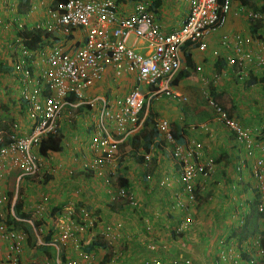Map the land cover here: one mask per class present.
Instances as JSON below:
<instances>
[{
    "label": "built area",
    "instance_id": "2783aa9c",
    "mask_svg": "<svg viewBox=\"0 0 264 264\" xmlns=\"http://www.w3.org/2000/svg\"><path fill=\"white\" fill-rule=\"evenodd\" d=\"M231 4L232 0H187L180 26L169 32L161 30L145 0H31L28 11L21 15L15 5H10L7 14L14 18L0 21V30L7 29V33H3L4 48H8L9 73L18 84L17 99L25 121L17 119L7 125L4 121L0 124V242L7 246L3 252L5 255L0 256V264H22L20 252L26 239L23 230L8 224L3 212L6 204L13 206L17 197L14 194V198H8L2 190L4 172L6 169L19 170L17 181L23 177L37 178L44 160L35 150L43 138L58 131L63 140V124L75 130L78 122L85 130V136L80 131L78 137V131H75L74 139L73 135L70 137L73 142L70 150L85 158L83 165L94 177L101 179L103 186L114 188L111 202L125 203L130 209L138 210L144 207L138 196L143 184L154 180L157 186L167 191L172 180H176L174 189L167 194L168 207L180 211L182 218L173 230L183 233L191 227L195 184L197 179L209 177L215 169L212 158L199 156L191 140L178 142L165 118L154 119L158 136L150 150L139 149L136 153L142 157L141 167L127 160L126 154L132 151L128 144H123L140 129L144 118L141 111L152 98L161 94L177 100L183 97L181 91L171 85L182 65L181 46L189 42L204 50L206 36L225 25L232 11ZM239 10L250 9L240 6ZM247 16L252 23L264 22V11L250 10ZM38 30L41 36L35 42L30 32ZM219 40L232 52L226 57L227 64L235 67L234 73L240 83L248 78L253 57L258 68L264 71V56H254L245 48L247 40L240 34L224 35ZM109 74L112 81L132 75L133 84L121 94L105 95L100 84ZM224 74L222 71L213 77L211 83L216 85ZM255 95L259 104L264 103V93L258 90ZM205 100L215 111L217 119L233 134L235 142L244 147L249 157H254L252 171L258 194L259 232L243 241L244 264H264V245L260 241V232L264 235V158L256 156V152H264V146L253 139L249 128L227 116L211 95L205 94ZM189 128L208 130L204 123L190 124ZM4 137L8 140L6 143ZM157 146L167 152L173 175L161 174L162 169L133 175L138 167L148 169ZM142 174L145 175L141 177ZM122 177L128 179V184L123 183ZM202 183L199 191L204 187ZM45 200L43 197L37 202L34 213L44 210ZM93 213L88 208L81 209L72 218V225L67 224L65 218L58 217L61 242L75 237V233L88 229L96 231L99 224L102 227L99 235L107 240L109 236L115 237V231L124 225L120 213L110 212L112 221L108 223L99 222ZM242 219H239L240 225ZM142 239L146 249L156 255L143 260L142 264H192L189 258L173 256L164 259L162 250L165 245L145 236ZM76 253L85 262H92V255L79 246H76ZM231 254L230 250L220 248L211 261L214 264H239L240 256ZM67 264L78 263L70 260Z\"/></svg>",
    "mask_w": 264,
    "mask_h": 264
},
{
    "label": "crops",
    "instance_id": "0c3cea01",
    "mask_svg": "<svg viewBox=\"0 0 264 264\" xmlns=\"http://www.w3.org/2000/svg\"><path fill=\"white\" fill-rule=\"evenodd\" d=\"M148 1L151 4L154 2V0ZM262 2H264V0H246V3H242L239 0H232V11L228 14L227 21L224 28L222 29V34H228L230 36L234 34H240L243 39H246L247 42L245 43V48L250 49L251 53L254 56H264V22L252 23L249 20L247 14L250 10L263 11L262 8L264 4H262ZM14 3H16L15 0H8L7 2H5V0H0V21L6 22L7 20L14 18V16H9V14H7V10L9 8L8 5H12ZM180 5L181 3L179 2V0H159V4L155 7L154 10L149 9L151 12H153L163 32L172 31L180 26L186 13L187 0L183 8H181ZM240 6L242 7V9L246 8L250 10H239ZM252 24L256 26V31L254 33H252L251 31ZM219 39V37L217 38L214 36H209L208 43L207 45H205L204 50H199L196 45L188 44L187 47H183V49H181V53L182 51H184L190 54V58L195 65L196 70H198L197 74L202 75L200 77V79L203 78L202 81H206L207 78L208 80L210 79V81H212L213 77L221 74L222 71H224V76L220 77V79L217 80L215 87H217L223 81L224 83L228 82L229 85L219 87L224 89H231V87L234 85L233 81L235 82L236 86L240 83L237 78L238 76H236V74L234 73L235 67L233 65H228L227 59L225 60L223 67H221L218 72L214 66V62L216 60V52H223L222 50L227 51L220 44ZM204 41L206 44L207 36ZM4 42L5 36L3 33H0V51L4 49ZM252 61L253 62L249 64L250 67H248L249 70L251 68L249 74L258 76V78L259 76L264 77V71L260 70L255 64L256 59H254V57L252 58ZM1 65L2 64H0V67L7 65V74H4L6 72L2 73L0 71V98L2 99H0L2 101V104H0V119L8 114L10 116V120L19 119L20 121L24 122L25 118L21 111L22 108L19 104V100L17 99V92L19 90L18 84L10 76L8 61L2 66ZM182 66L183 67L181 69L184 68L183 54ZM202 68L206 69V72L204 73L205 76L201 72ZM229 79H232V81L230 82ZM112 80L113 79L111 78V74H109L106 75L105 80L100 84V89L105 95H108L107 93H109L115 96V94L117 93L125 92V90H128L129 87L133 84L132 75H124L122 76V78H119L115 81ZM2 86H5V88ZM174 87L176 89L178 88L176 86ZM244 95L247 94L244 93ZM256 105H259V103L257 102ZM232 107L234 108V106ZM254 108L255 107H253V109ZM180 109L181 108H178L175 113L180 114ZM178 118L180 117L177 115L178 121H176V124H173L177 125L175 127L183 132L182 136L184 138V141L180 143H184L185 140L189 138L187 137L186 133L191 131L192 129L183 127L184 124L181 122V119ZM3 121L5 123H8V121H5L4 119L0 120V123H2ZM222 126L220 128H222ZM217 127H219V125H217ZM72 128L73 127H68L66 124L62 125L61 132H63L64 138L62 142L73 144L72 140L70 141V137L72 138V135L75 131H83V127L78 122H76L74 126L75 130H73ZM230 134L231 133L228 131L227 135ZM153 152L152 164L148 165V170L142 167L143 171L152 172L153 169L157 171L162 169L160 172L161 174L174 173V171H172L170 163L166 158L167 152L163 148H159L158 146ZM36 154L38 155L37 152ZM42 158L44 160V170L46 171V174L43 177H23V180L19 183V188H17L15 184L16 177L14 178V176H12L10 172H8V174H6L5 176L6 188H4L5 193H11L10 195L6 194V197L8 198H14V193L17 190L18 196L22 201L23 211L27 206V212L30 213L31 217L37 216L43 219V221H41L40 219L35 221L38 226L37 229L31 226L32 231L37 237H41L42 234H40V232L43 230L45 231L44 237H50L48 243H50V241L57 242L58 238L60 241H62L61 236L59 237V231L55 227L58 226L60 228V224L56 219L59 216L57 214H61V216L65 217L66 223L72 225L73 223L71 213L73 212V207H78L79 211L83 208L92 210L94 212L93 215L101 223H108L112 221L111 216H109L110 212L120 213L122 221L124 223L122 229L115 231V237L109 236V238H107L108 243L111 244L109 246V250L107 249V246H104L97 242L98 239H101V236L99 235V231H101L102 229L101 224L98 225L96 231H84L82 233H79L78 235H75V237H69L65 239L64 243H66L67 245H64L61 249L63 250L64 259L66 260V262L75 260L78 264H101L103 257H107L108 261L105 264H135L140 258H142L141 261L150 259L151 257L156 255L155 253L148 251L141 242V240H144L142 239L143 235L140 233V231H138V227L140 226H144L145 229L147 228V226H149L150 228L148 229V234H160L161 236H159L156 241L158 242V244H160L161 241V243L165 245V249L167 251H169V248L171 247L170 244L172 245V248L175 247V251L173 250L171 254L172 256L178 255L182 258L192 257L196 260V262L192 260L194 264H206L203 262L206 257L208 258V261L210 263L213 256L216 255L218 249L220 248L226 251L230 250L232 252V256L234 254L240 255L239 264H242V262H244L243 257L246 255L244 248L238 247L236 245V249L231 250V247L228 245L230 244L231 239L227 238L228 231L226 230V228H224L226 226L220 225V223L218 221H215L213 218H208V215L210 214V211L208 212V177L205 179L199 178L196 181V185H199L201 182L205 183V189L203 191H197V193L205 197L203 198V200H196V207H199L193 213V224L191 225V227L185 230L182 235L180 232L175 233L174 230V232L172 231V234L170 236L173 237L172 239H163L162 235H166V237H168L170 230L177 228V226L181 222L182 215L180 211L178 212L173 209L171 210V208L168 207L169 200L167 199V195H165L166 192L164 191V188L157 186L154 180L143 184V187L139 188V200L140 203H144V207L141 206L142 209L139 208L138 210H132L125 203L114 204L110 201V198L112 196L111 191H114V188L112 186H103L100 178L94 177L93 173L91 172L84 171L82 166L84 164V157L78 155H69L68 150L63 149L55 152L49 151L48 154ZM139 166L141 167L140 164ZM71 169L73 170V172L77 171L75 177L73 178L72 176H68L69 170ZM137 172L138 171L133 172L132 174L135 175V173L137 174ZM45 176H47V178ZM39 178H42L41 182L35 181ZM250 182H252V178L250 179ZM9 183L11 184V187L7 186V184ZM175 184H177L176 180H172L170 189L167 190L168 195L174 189L173 187L175 186ZM205 193L206 195H204ZM42 194H45L46 197L44 210H42L39 214H36L34 213V207L36 206L37 202H39ZM214 207L220 209V207L223 206L215 205ZM161 211L164 212L163 215L161 214ZM145 220L147 224L145 223ZM21 225L23 224H15L17 228H21ZM23 229L26 231V228ZM133 233H137V235H131ZM175 235L176 237H174ZM124 236L126 237L125 239H128L126 241L128 247L127 251H120L119 254H115L117 247L122 248L120 244L123 240H121V238H123ZM92 241L96 242V244L91 246L90 250L87 251L92 255V262L87 263L81 258L77 257L75 248L76 246H79L81 244L82 248H84ZM223 241L226 245H220L219 247V244H221ZM165 243H168V245H166ZM215 245L216 247L212 250V247ZM2 247L3 246L0 245V249ZM208 247H210V249H208ZM27 248L29 249L28 241L24 242L21 248L22 253L20 255V259L22 258V261L24 262H29L32 259L29 258V250L26 251ZM57 248V246L56 248H54L56 249L55 252H57ZM51 249L52 247H50V250ZM50 250H48V252H50ZM2 255L3 250L0 253V256ZM119 255H121V257ZM32 260H40V262L44 261L46 264H56L53 258L51 259L50 254H48V259L46 258V256H40L39 259L35 258L34 256ZM55 261H57V264L62 263L58 258Z\"/></svg>",
    "mask_w": 264,
    "mask_h": 264
},
{
    "label": "rangeland",
    "instance_id": "374dc122",
    "mask_svg": "<svg viewBox=\"0 0 264 264\" xmlns=\"http://www.w3.org/2000/svg\"><path fill=\"white\" fill-rule=\"evenodd\" d=\"M146 2H148L150 4V2L148 0H145ZM179 2L181 3L180 7L183 8L186 4V0H179ZM253 2V1H252ZM252 4V3H251ZM262 4H264V2H262ZM7 13H10L9 11H7ZM23 14V13H21ZM22 17V16H21ZM225 26V25H224ZM224 26L220 29H218L216 32L210 33L207 36V42L206 45L208 43V37L209 36H214V37H222L224 35H228V34H222V29L224 28ZM0 33H7V29L3 27V31L0 30ZM7 43V42H6ZM5 44V42H4ZM209 48V47H208ZM227 51L222 50L223 52H219L215 54L216 57L218 56H223V57H227V56H231V52L230 50L226 49ZM8 53V48L5 47L4 49H2L0 51V64H4L9 60V56H7ZM220 54V55H219ZM1 65V66H2ZM5 66V67H4ZM3 67H0V71L6 72V67L7 65H4ZM183 67V66H182ZM196 71V72H195ZM192 73H190L191 75H189L187 78H182L178 81L177 86L178 89L181 91V93L183 94V97L180 100L177 99H170L169 97L165 96V95H161L160 97L156 98V99H152L150 102V106L149 108L155 113L156 118H168L167 120H170V122L176 124L177 120V115L180 117L178 119H181L182 123H191V124H199L201 122H205L208 127V133H203L201 131H199L198 129L193 131H189L187 132V140H191L192 142V147L198 152L199 156H201L202 158H212L213 162L215 161V158H217L218 155L224 153V152H228L230 158L233 161H236V158H240V160L242 159L244 162H246L244 169L242 170L241 173V179H244V181L240 182L239 184L235 185V187L231 188L230 186L227 185V183L223 182L219 184V177L221 178V181H223V179L227 178L226 181H229L228 183L230 184L233 179H231L232 175L231 173L226 174L225 176L223 175L222 172V162L220 164L219 167L215 168L212 173L210 174V176H212L210 179H208V212L210 211V214L208 215V218H213L215 221H218L220 223V225H224L226 227V230L228 231V236L227 238L231 239L230 244H228L231 247V250L236 249V245L240 246L241 248L245 249V244H244V240H242V244H237V239L233 238L234 237V233H238L239 231V225L237 223V216H239L240 214H242V212H240L239 215H235V217H232L230 214H228V211L230 209H236L238 210V212L242 209L241 207H243L244 205V200H248L251 198L250 193V187H248V192L245 194H242L240 192L241 190V185H245L247 183H250V185H252V183L250 182V179L252 178V176L254 175L253 171H252V166L254 163V157H246L245 154L243 153V149H238L235 147L233 140H232V136L227 135L228 131L227 128L223 125V123H221L219 120H217V116L215 114V111L207 104L206 100H205V94L211 95L210 93V86H214L210 79L206 81H202V79H200V77L202 75H198V70H195ZM201 72L204 74L206 72V69L202 68ZM4 74H7L4 73ZM205 76V74H204ZM230 82L232 81V79H229ZM233 84L235 85V82L233 81ZM225 85H229L228 82L224 83L223 81L217 86L214 87L215 88V92L214 94L216 95V100L224 105L226 107V109L229 110V112H231V115H234L232 117L236 118V120L240 123L243 124L245 127L249 128L251 130L252 133V137L254 140H258V141H262L260 144H262L264 146V103L256 106L257 102L252 99L253 98V93L251 94V92H249L247 89H243L241 86H232L231 89H224V88H220L219 86H225ZM5 88V86H2ZM217 88V89H216ZM262 93H264V90L261 91ZM244 93H246L247 95H244ZM1 99V98H0ZM2 100V99H1ZM0 100V104H2V101ZM234 106V108L232 106ZM253 107H255L253 109ZM180 109V114L179 113H175V111L178 109ZM233 108V110H232ZM256 108H258L256 110ZM261 108V110H259ZM2 119H4L5 121L8 122H12L13 119L10 120V116L7 114L6 116L2 117ZM0 119V120H2ZM186 121V122H184ZM218 123V124H217ZM1 124V123H0ZM222 128H220L221 126ZM5 125H7L5 123ZM217 125H219V127H217ZM226 129V130H225ZM83 135L85 134V131H82ZM81 132L78 131V137L79 134ZM85 136V135H84ZM67 145H63V148H69V150L72 148V144L71 143H66ZM72 154L76 156L75 151H72ZM256 156L259 157H263L264 158V152H256ZM128 157L127 160L132 161L133 162V158H132V154L131 153H127L126 154V158ZM136 161V160H135ZM137 162V161H136ZM215 164V162H214ZM44 168V167H43ZM42 172V169H41ZM73 172V170H72ZM77 171L73 172L72 178L75 177ZM221 175H223L221 177ZM209 176V177H210ZM13 180V179H11ZM7 186L11 187V184H7ZM3 188L5 187V182H3ZM11 194V193H10ZM9 194V195H10ZM223 195V196H222ZM203 197V196H202ZM204 198V197H203ZM226 199V200H225ZM200 200V199H199ZM216 200V201H215ZM221 200V201H219ZM225 200V201H224ZM215 205H220L223 207H220V209L214 207ZM79 206V205H78ZM222 208V209H221ZM226 208V209H223ZM246 206H244V211L243 213L247 212V208ZM27 209V208H26ZM28 210V209H27ZM225 212H223V211ZM25 217L26 219H28L31 222L33 221V218L30 217V214L27 211H24ZM204 214V213H203ZM207 218V219H208ZM206 219V220H207ZM29 221H22L18 224H23L21 225V228H26V235L28 236L26 238V241H28V246L29 249L27 248V250H29V258H37L39 259L40 256H46V258L48 259V254L51 255V259L53 258V260L55 258L58 257V259H60V261L64 264H66V260L64 259V255H63V250L61 249L64 245L66 246V243H55L57 248V252H55L56 249H54L53 245H48V244H44L42 242L43 238H44V234L45 231H41L40 234H42L43 236H41V241H38V237L34 234V232L31 229V225ZM25 226V227H24ZM128 227V226H127ZM257 227H258V223H257ZM138 231H140V233L150 239H157L159 236H161L158 233H154V234H148V230H146L144 228V226H140L138 227ZM256 232H258V229L255 230L250 236L252 237ZM39 234V233H38ZM172 234V230H170L168 238H173L170 237ZM189 234V233H186ZM130 235V234H128ZM127 235V236H128ZM133 236H136L137 233H133L131 234ZM153 236V238H152ZM249 236V237H250ZM163 239L166 238V235H162ZM176 237V235L174 236ZM237 237V236H236ZM101 239H98L97 242L99 244H103L104 246H107V249L109 250V246L111 244L108 243V241L106 239H104L103 237H100ZM126 237L124 236L123 238H121V244L120 246H122V248L117 247L116 248V252L115 254H119L120 251H127V244L124 243V239ZM32 239V241H31ZM48 240V238L46 239ZM44 238V241H46ZM112 240V239H109ZM25 241V242H26ZM225 242L223 241L220 245H226L224 244ZM80 244V243H79ZM170 248L169 251H167V256L171 255L173 250L175 251V247L172 248V245L170 244ZM50 247H52V249L50 250ZM215 246L212 247L215 248ZM222 247V246H221ZM76 249V248H75ZM208 249H210V247H208ZM48 250H50V252H48ZM242 252V251H241ZM22 253V249L20 252V255ZM121 257V255H119ZM240 256V255H239ZM215 257V256H213ZM169 257H164V259H167ZM191 260L195 261L196 260L192 257H189ZM246 258V255L243 257V261ZM30 260L29 262H24L22 261L21 258V263L22 264H46L44 261L40 260ZM142 258L137 260V263L135 264H142L143 260L141 261ZM56 260V259H55ZM57 264V261H55ZM140 260V261H139ZM192 261V262H193ZM43 262V263H42ZM206 264H213L212 262L209 263L208 258L206 257L203 261ZM61 263V264H62ZM245 262H242V264ZM60 264V263H59ZM194 264V262H193Z\"/></svg>",
    "mask_w": 264,
    "mask_h": 264
},
{
    "label": "trees",
    "instance_id": "16d2710c",
    "mask_svg": "<svg viewBox=\"0 0 264 264\" xmlns=\"http://www.w3.org/2000/svg\"><path fill=\"white\" fill-rule=\"evenodd\" d=\"M117 1L118 2H125V1L126 2L127 1L132 2V1H137V0H117ZM239 1L242 2V3H246V0H239ZM30 2H31V0H20L19 1L20 4H18V10L20 12L25 13L27 8L30 5ZM158 4H159V0H154V2L152 4L150 3L148 9L154 10L155 7ZM262 9L264 11V5H263ZM251 31H252V33H254L256 31V26L253 25V24L251 26ZM30 33L33 35L35 42L40 39V36H41V31L40 30L31 31ZM188 44H189L188 42H185L181 46V49H183V47H187ZM182 54L184 56V68L181 69L177 73L175 79L172 81L173 85H176L179 79L186 78L190 73L195 71V65L193 64V62H192V60L190 58L191 57L190 54L188 52H184V51H182ZM223 65H224L223 56L216 57V60L214 62V66H215L217 72L221 69V67H223ZM257 81H262V79H256L255 77L250 76L249 80L246 82V85L250 86L252 84H255ZM214 92H215V88L210 86V93H211V96L213 98H215L216 95H217V94H214ZM218 105L221 107L222 110L225 111L226 115L230 117L231 113L229 112V110L226 109V107L224 105L220 104V103H218ZM257 109L258 108H256V110ZM154 117H155V113L150 108H148L147 111H146V114H145V116L143 118V121H142L140 129L134 135L129 137L126 140V142H124V144H123V145L128 144L130 146L132 152H129V153H131L132 156H135L134 158H135V160L137 162H141L142 161V157L140 155L137 156V154H136L138 152V150L141 149V150H143L145 152L150 150L152 142L158 136V132H157V129H156ZM172 134H173L174 138L177 141H179V142H183L184 141V138L182 136L183 132L180 131L177 127H172ZM7 141L8 140L5 137L4 138V143H6ZM61 142H62V134L60 133V131H58V133H56V134L47 135L45 138H43L41 140V142H40V144L38 146V152H39L40 155L46 156L49 151H52V152L59 151L62 148ZM234 145L237 148V143L236 144L234 143ZM237 159L238 158H236V160ZM214 162L216 164L215 168L219 167L221 162H222L223 175L225 176L226 174L231 173L232 175H230V176H231V179H233V177H234V175L236 174L237 171H236L235 165H234L235 161H233L230 158L228 152H224V153L218 155L217 158H215ZM16 173H18V171H12L11 172L12 176H15ZM143 175H145V174H142V176ZM223 175H221V177ZM45 177L47 178V176H45ZM211 177L212 176L208 177V179H210ZM219 179H220V180H218L219 184L223 183V182L224 183L226 182L227 185L229 184L228 183L229 181H226L227 178L226 179L224 178L223 181H221L220 177H219ZM122 180H123V183L125 185L128 184V179L127 178L122 177ZM248 187H250V193H252V200L251 201L244 200V206H246V208L248 210L247 212H245L244 223L241 226L239 225L238 233L232 232L234 234V237L237 239V244H242V240H245L255 230L258 229L257 223H258V220H259V217H260V215H259L260 213L256 209V203H257V200H258V194H256V193L253 194L254 190L251 187L250 183H247L245 185H241V190H240L239 194L240 193H242V194L247 193L248 190H249ZM207 191H208V189H207ZM8 194H10V192ZM204 195H206V193ZM203 197H205V196H203ZM203 197H202L201 194H199V193H197L195 191V198H196L197 201L199 199L203 200ZM196 204L197 203L195 202V209H198L199 206L196 207ZM21 209H22V203H21V201L19 199H16V201L14 203V213H15V215L24 216V214L21 212ZM234 210H236V209H230L228 211V214L232 215V213H234ZM223 212H225V211H223ZM33 226L34 227L37 226L36 222L33 223ZM260 235H261V237H260L261 238V240H260L261 244L264 245V235H263L262 232H260ZM94 244H96V242L92 241L89 245H87L86 247H84L82 249L87 252V251L90 250L91 246H93ZM238 247H240V246L238 245ZM107 261H108L107 257H105V258L103 257V259L101 261V264H105Z\"/></svg>",
    "mask_w": 264,
    "mask_h": 264
},
{
    "label": "clouds",
    "instance_id": "9594fccd",
    "mask_svg": "<svg viewBox=\"0 0 264 264\" xmlns=\"http://www.w3.org/2000/svg\"><path fill=\"white\" fill-rule=\"evenodd\" d=\"M8 1V0H7ZM19 1L20 0H15V2L16 3H14V4H12V5H15V8H16V11L18 12V14L19 15H21V13H23V12H20L19 10H18V4H20L19 3ZM126 2V1H125ZM31 3V2H30ZM9 7H10V5H8ZM30 6V5H29ZM28 9H29V7L27 8V10H26V12L28 11ZM25 12V13H26ZM20 17V16H19ZM220 41V40H219ZM189 43V42H188ZM189 44H191V43H189ZM193 45H196L197 46V44H193ZM229 50V49H228ZM180 51H181V48H180ZM231 52V51H230ZM231 54H232V52H231ZM181 55H182V53H181ZM225 60H226V57H223V62H225ZM181 68H182V65H181ZM181 68H180V70H181ZM179 70V71H180ZM195 70H196V67H195ZM250 70H251V68H250ZM178 71V72H179ZM177 72V73H178ZM177 75V74H176ZM250 76H253L252 74H249V76H248V78L246 79V80H244L243 82H241V83H239V84H237V86L239 85V86H241L244 90L245 89H247L249 92H251V94L253 93V98L252 99H254L256 102H258L259 103V100H257L255 97H256V92L258 91V90H260V91H262V90H264V77H262V76H259V78H258V76H253V77H255L256 79H262V81H257L255 84H252V85H250V86H247L246 85V82L249 80V78H250ZM176 77V76H175ZM175 77L173 78V80L175 79ZM182 79V78H181ZM172 80V81H173ZM180 80V79H179ZM178 80V81H179ZM178 83V82H177ZM171 85H173L172 84V82H171ZM173 86H176L177 87V84L176 85H173ZM213 88L215 87V85L214 86H212ZM178 89V88H177ZM179 90V89H178ZM121 94V93H120ZM209 94V93H208ZM162 95V94H161ZM161 95H159V96H157L156 98H158V97H160ZM156 98H152V99H156ZM170 98V97H169ZM151 99V100H152ZM171 99H173V98H171ZM216 102H217V104L219 103L217 100H216V98H213ZM151 100L148 102V104L147 105H144V107H143V109H142V111H141V116L144 114V116H145V114H146V111H147V109L149 108V106H150V102H151ZM260 105V104H259ZM256 106H258V105H256ZM259 110H261V108L259 109ZM224 111V110H223ZM143 112V113H142ZM225 112V111H224ZM230 117H232V115H230ZM154 119H157L156 118V116L154 117ZM165 119H167V118H165ZM218 120V119H217ZM169 121V120H168ZM220 121V120H219ZM170 122V121H169ZM221 122V121H220ZM202 123H204L205 125H207L205 122H201V123H199V124H202ZM222 123V122H221ZM142 124V123H141ZM170 124H171V128L172 127H175V126H177V125H174L173 123H171L170 122ZM184 125H183V127H185V128H189V125L191 124V123H183ZM198 124V125H199ZM194 125H197V124H194ZM197 125V126H198ZM243 125V124H242ZM207 127H208V125H207ZM199 130V131H201V132H203V133H208V130H209V127H208V130H207V132H204L202 129H199V128H196V129H192V130ZM136 133V132H135ZM134 133V134H135ZM231 133V132H230ZM133 134V135H134ZM232 134V133H231ZM232 136V140H233V143H235L236 144V142H235V139H234V137H233V134L231 135ZM131 137V136H130ZM5 138V137H4ZM257 143H261L262 141H258V140H255ZM63 145H67V144H64V143H62V148H61V150H68V152H69V155H73L72 154V151L71 150H69V148H63ZM243 149L244 150V147L243 146H240V145H238L237 144V149ZM35 152H37L38 153V155H40L39 154V152H38V147L36 148V150H35ZM129 153V152H128ZM154 153V152H153ZM243 153L245 154V156L246 157H249L247 154H246V151L244 150L243 151ZM48 154V153H47ZM75 154L76 155H78V153H76L75 152ZM40 156H42V155H40ZM138 156V155H137ZM42 157H45V156H42ZM135 156H132V158H133V163L134 164H140L141 162H136L135 161V158H134ZM251 158V157H250ZM238 163H239V168H237V166H238ZM152 164V161H151V163L149 164V165H151ZM245 164H246V162H244L242 159L240 160V158L238 157V159L235 161V163H234V165H235V169H236V174L234 175V177H233V181L231 182V184H228V186H230L231 188H233V187H235V185H237V184H239L240 182H242L244 179H241V173H242V170L241 169H244V167H245ZM216 165V164H215ZM215 165H214V168H215ZM83 166V169H84V171H86V172H91V171H89V169L86 167V166H84V165H82ZM44 163H43V165H42V168H40V171H39V175H38V177H43L45 174H46V171L44 170ZM41 169H42V172H41ZM138 169L139 170H137L138 172H140V171H143V169H141V168H139L138 167ZM149 169V168H148ZM147 169V170H148ZM12 171H18V173H19V170H17V169H13V170H9V169H6L5 170V172H4V178H3V181H2V183H1V188L3 187V182H6L5 181V176H6V174H8V172H10V174H11V172ZM68 171V170H67ZM153 171H154V169H153ZM18 173H16V175L14 176V178L16 177V181H15V184H18V187L17 188H19V183L23 180V178H20V180L19 181H17V177H18ZM92 173V172H91ZM145 173H147V172H145ZM72 174H73V172H72V169H71V174H69L68 173V176L69 177H71L72 176ZM254 176V175H253ZM252 176V185H251V187L253 188V190H254V192H253V194L254 193H256L257 194V192L255 191V188H254V186H255V180H254V177ZM28 178H32V177H28ZM34 180V179H33ZM35 181H37V182H41L42 181V178L40 179H36ZM202 183V182H201ZM203 184V189H205V183L203 182L202 183ZM199 186H201L200 184L199 185H196L195 184V191L197 192V191H199ZM108 187H111V186H108ZM202 189V190H203ZM2 190H4V188H2ZM202 190H200V191H202ZM166 193H165V195H167L168 193H167V191H165ZM5 194H7V193H5ZM14 194H16V199H19L20 201H21V199L19 198V196H18V191L16 190L15 191V193ZM250 195H251V198L250 199H248L249 201H251L252 200V193H249ZM8 195V194H7ZM43 197H45V194H42L41 195V198H40V200L43 198ZM16 199H15V201H16ZM39 200V201H40ZM45 202H46V200H45ZM195 202H196V199H195ZM15 203V202H14ZM21 203H22V201H21ZM26 208H27V206H26ZM242 209L238 212V210H234V213H232V214H234V217H235V215H236V213H237V215H239L240 214V212H242V214H240L239 216H237V223H238V225H240V223H239V219L240 218H243L242 219V221H243V223H244V216H245V213H243V211H244V205H243V207H241ZM4 211V213L6 214V220H7V222H8V224H10V225H12L15 229H21V230H23L24 232H25V234H26V231L23 229V228H17L16 226H15V224H17V223H20V222H22V220L23 221H29L28 219H26V218H24L25 217V214H24V211H28V210H26V209H24V211H23V207H22V209H21V212L24 214V216H22V215H15V213H14V204H13V206H11L10 207V205L9 204H6V206H5V208L3 209ZM79 208L78 207H73V212L71 213V218H74L75 216H76V214H79ZM195 211H196V209H195ZM29 213V212H28ZM258 213V212H257ZM30 214V213H29ZM32 214V213H31ZM259 214V213H258ZM57 215H59L58 217H63V216H61V214H57ZM54 216H56V215H54ZM232 216V215H231ZM15 217L16 218H18L19 220H16L15 219ZM31 217V216H30ZM50 217H53V216H50ZM58 217L56 218V219H58ZM31 218H33V221L35 222V221H37V220H41V221H43V219L42 218H40V217H31ZM63 218H65V217H63ZM21 219V220H20ZM55 219V220H56ZM54 220V221H55ZM30 223H31V226L33 227V228H35V229H37V227L38 226H36V227H34L33 226V223L34 222H31V221H29ZM242 223V224H243ZM241 224V225H242ZM240 225V226H241ZM56 227V229L59 231V237H60V228L58 227V226H55ZM90 232V230L88 229V230H85V232ZM173 232H174V230H172ZM258 232H259V224H258ZM258 232H256L255 234H258ZM254 234V235H255ZM75 235H78V234H76L75 233ZM181 235H182V233H181ZM42 236V235H41ZM101 237H103V236H101ZM251 237V236H250ZM26 238H27V235H26ZM45 238V237H44ZM44 238H43V240H42V242L44 243V244H48V245H53L54 246V248H56V244H53V243H62L60 240H59V238L57 239V242H54V241H50V243H48L49 242V239H50V237H47L48 238V240H46L47 238H45V240L46 241H44ZM104 238V237H103ZM168 237H166L165 239H167ZM105 239V238H104ZM148 239H150V238H148ZM171 239V238H170ZM26 241V239L24 240V242ZM38 241L40 242L41 241V238L40 237H38ZM81 243V242H80ZM160 244H162L163 245V243H161V241H160ZM166 245H168V243H165ZM0 245H2L3 247L1 248V251L3 250V252H4V249H6L7 248V246L5 245V243L2 241V242H0ZM161 246V245H160ZM79 247L82 249V244L81 245H79ZM162 251H164V257H173L172 255H168L167 256V250L166 249H163ZM176 257H180V256H178V255H175ZM58 258V257H57ZM190 259V258H189ZM212 262V261H211ZM213 263V262H212ZM62 264H64V263H62ZM66 264H67V262H66ZM214 264V263H213Z\"/></svg>",
    "mask_w": 264,
    "mask_h": 264
}]
</instances>
